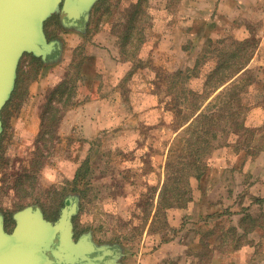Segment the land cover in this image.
Instances as JSON below:
<instances>
[{"label": "rangeland", "instance_id": "374dc122", "mask_svg": "<svg viewBox=\"0 0 264 264\" xmlns=\"http://www.w3.org/2000/svg\"><path fill=\"white\" fill-rule=\"evenodd\" d=\"M138 1L96 0L82 28L64 26L60 13H52L43 29L60 48L47 61L38 57L42 63L30 53L21 56L1 110L0 212L8 227L13 213L31 204L55 220L77 194L75 239L91 232L98 245H109L104 256L115 264H264V0H141V30H130L138 39L122 51L121 34L129 30L125 23ZM113 56L133 62L120 82L130 108L121 115H132L133 86L150 88L156 104L133 114L136 139L116 145L114 134L105 133L85 152L86 146L70 143L66 112L80 102L82 83L91 92L113 88L114 78L108 81L102 66L103 58ZM246 60L233 85L211 93L216 78L229 73L214 72L220 62ZM86 69L95 80L82 81ZM196 93H211L198 101L204 113L218 115L215 124L235 97L244 106L245 124L254 105L262 123L245 132L223 121L202 160L188 171L179 163L173 169L171 162L168 170V159L178 160L170 149L182 148L173 146L177 127L193 109ZM200 130L194 126L186 135L194 139ZM79 150L88 152L87 164L75 161ZM75 166L85 172L77 183ZM164 182L168 189L161 197Z\"/></svg>", "mask_w": 264, "mask_h": 264}, {"label": "water", "instance_id": "95a60500", "mask_svg": "<svg viewBox=\"0 0 264 264\" xmlns=\"http://www.w3.org/2000/svg\"><path fill=\"white\" fill-rule=\"evenodd\" d=\"M95 1L0 0V133L1 110L14 89L21 56L30 53L47 61L60 48L58 39L47 38L44 21L60 13L64 26L85 27ZM78 209L77 194L68 197L55 220L47 219L40 206L27 205L13 213L9 229L0 212V264H115L104 256L109 245H98L91 232L75 239Z\"/></svg>", "mask_w": 264, "mask_h": 264}, {"label": "crops", "instance_id": "0c3cea01", "mask_svg": "<svg viewBox=\"0 0 264 264\" xmlns=\"http://www.w3.org/2000/svg\"><path fill=\"white\" fill-rule=\"evenodd\" d=\"M261 47L264 50V44ZM91 53H94V51L91 50ZM102 66L104 77L106 76L108 81L114 78L113 88L108 92L103 90L98 92L94 89L91 92L90 89L93 87H88L87 83H84V85L82 83L78 94L82 97L80 102L66 112V117L71 119V130L68 133L71 136L70 143L72 147H79L80 150L82 146L89 145V143L92 144L94 138H103L105 133L114 134L116 145H121L136 139L140 133L138 129L139 121L138 115L134 117L133 114H139L145 108H151L156 104L155 92L150 88H147V91L141 92V90L133 86L129 89L130 96L134 99L136 98V104L131 110L132 115H129L128 118L122 116L121 114L125 115L130 112V108L128 106L126 107L122 101L120 82L128 71H130L133 62L130 59L113 56L103 58ZM108 74H113L114 76H108ZM93 76H95V73L92 70L86 69L83 72L82 81L86 82L87 78H90L89 80H95ZM88 93L91 94L89 97L86 96ZM259 111V106L255 105L250 109L246 118V125H260L262 123L263 117H259ZM260 113H263V111ZM252 119H255V121H252ZM85 149V152L88 151L87 146ZM80 150L74 152L77 155L75 161L84 160L87 156L88 152L85 155L80 153ZM261 154L264 155V153ZM77 167H74L73 175Z\"/></svg>", "mask_w": 264, "mask_h": 264}, {"label": "trees", "instance_id": "16d2710c", "mask_svg": "<svg viewBox=\"0 0 264 264\" xmlns=\"http://www.w3.org/2000/svg\"><path fill=\"white\" fill-rule=\"evenodd\" d=\"M140 3H141V0H139L137 2L135 9L133 10L132 14H130L127 22L125 23L129 30H127L126 32L121 34V41L119 43L120 44L119 46H120L122 51H124V50L126 51V47H127L126 45L129 42H131V44L133 45L138 39L136 34L141 30V28L138 27L139 21L137 19V14H138V9L140 7L139 6ZM132 28L133 29L138 28L135 35H134V33L133 34L130 33V30ZM31 58L34 61H38V62L42 63L38 57L31 56ZM247 60H249V57ZM247 60L245 62H242V63L238 62V63L224 64L223 62L222 63L220 62L216 66L214 72H218V74H219V72H221L222 69H224L226 71L228 70L229 73L226 74L225 76L220 77V78L219 77L216 78V81H214L215 84L214 85L212 84L213 85L212 86L213 91H211V93L215 92L216 90H218L220 88L223 90L228 85H230V86L233 85L237 76L246 71L247 64H248ZM138 66H140L139 61L134 62V67H138ZM180 73H181V71H180ZM210 74L213 75V72ZM129 75L132 76L131 73H129ZM199 90L200 89H198L197 92H199ZM211 93H209L206 96H200L199 93H196V95L199 97L196 96L194 98V100L191 102L193 109L185 116V118H183L182 122L179 123V125H178L179 127H177V130L179 128H180V130L174 139L173 146L175 147L177 145H181L182 148L179 151H177V149H174V151H173V147L170 149L169 156L171 154L172 155L175 154V158L178 160L175 159L176 161H173V159H171V158H170V160L168 159V162H167L168 170L171 168V166H170L171 162H174V163H172L173 169H176L178 167L177 163H179L180 164L179 168H181L182 170L184 169V170L188 171L196 163H198L200 160H202L203 155L206 152V150L208 148L212 149L214 147V145L212 144L211 141L213 138H215L217 136L216 131H215L217 129V126H219L220 123L223 121L225 124H228V126L234 131H239V130H242L245 132L250 131L249 126H247L245 124V121H244L245 115L242 116V114H243L242 109L244 106L242 104L240 97H235L234 101H227L225 103V106H224V108H226V109H224V111H226L225 114H223V116L218 118L219 121L216 124L213 123L214 119L217 118L218 115L204 113L202 108H201L203 106L202 102L206 101L209 98L208 96H210ZM200 97H203V100L201 103L198 101V99ZM199 120H202V121L199 124H197V122ZM197 125H200L201 130H200V132L196 133L195 138L192 139L190 136H187L186 133L189 130H192V128H194V126H197ZM223 129H225V128H223ZM191 132L195 133L197 131L193 130ZM207 134H209V136H212V137L208 138L207 136H205ZM185 135H186V137L182 138ZM183 155H187V156L185 158H183L182 157ZM83 164H87L86 159L84 160ZM199 167H200V165L197 164L195 168L199 169ZM86 169L87 168H85V171H86ZM84 174H85V172H84ZM84 174L81 172V168L78 167L76 169L74 175H73L74 183H77V181L80 178H83ZM167 189H168V187H166V182H164L162 187H161V190H160L161 197L163 196V194L165 193V191ZM179 191H184L185 193L187 192V191L181 190V189ZM179 198H180V193L176 192V199H179ZM157 206H156V208H157ZM45 217L47 219H50L47 216H45ZM11 222H13V221H11ZM8 226H9L8 221H5V228L9 229L10 227H8Z\"/></svg>", "mask_w": 264, "mask_h": 264}, {"label": "flooded vegetation", "instance_id": "af4514ba", "mask_svg": "<svg viewBox=\"0 0 264 264\" xmlns=\"http://www.w3.org/2000/svg\"><path fill=\"white\" fill-rule=\"evenodd\" d=\"M109 257V256H108ZM107 258V257H106Z\"/></svg>", "mask_w": 264, "mask_h": 264}]
</instances>
